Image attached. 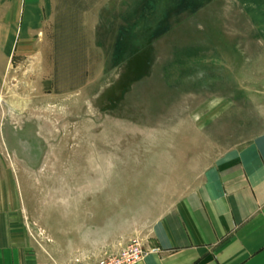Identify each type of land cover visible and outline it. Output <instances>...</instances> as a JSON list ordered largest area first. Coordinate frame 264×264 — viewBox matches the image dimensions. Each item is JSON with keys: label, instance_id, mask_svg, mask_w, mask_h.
I'll return each mask as SVG.
<instances>
[{"label": "rangeland", "instance_id": "rangeland-1", "mask_svg": "<svg viewBox=\"0 0 264 264\" xmlns=\"http://www.w3.org/2000/svg\"><path fill=\"white\" fill-rule=\"evenodd\" d=\"M93 3L29 19L27 37L12 19L0 67V202L80 260L145 246L208 166L264 134V0Z\"/></svg>", "mask_w": 264, "mask_h": 264}, {"label": "crops", "instance_id": "crops-1", "mask_svg": "<svg viewBox=\"0 0 264 264\" xmlns=\"http://www.w3.org/2000/svg\"><path fill=\"white\" fill-rule=\"evenodd\" d=\"M86 1L94 3L83 8L85 15L100 11L103 3H117L120 10V3L134 0H0V67L12 60L11 34L6 33L12 19L19 16L27 37L29 19H36L37 28L44 17L69 9L67 3ZM15 209V202H0V264H74L81 258L35 244L18 214L9 211ZM150 231L146 253L132 264H264V134L208 166Z\"/></svg>", "mask_w": 264, "mask_h": 264}, {"label": "built area", "instance_id": "built-area-1", "mask_svg": "<svg viewBox=\"0 0 264 264\" xmlns=\"http://www.w3.org/2000/svg\"><path fill=\"white\" fill-rule=\"evenodd\" d=\"M156 250L157 247H151ZM144 242L138 237L131 238L125 245L114 251H105L96 259H76L74 264H132L146 253Z\"/></svg>", "mask_w": 264, "mask_h": 264}]
</instances>
